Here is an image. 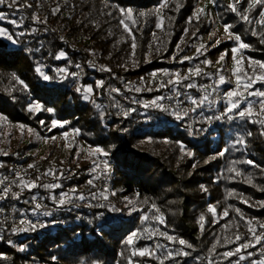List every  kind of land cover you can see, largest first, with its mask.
Segmentation results:
<instances>
[{"label":"trees","instance_id":"trees-1","mask_svg":"<svg viewBox=\"0 0 264 264\" xmlns=\"http://www.w3.org/2000/svg\"><path fill=\"white\" fill-rule=\"evenodd\" d=\"M32 1L21 0L31 4V8L9 9L0 5V11L6 14L0 27L10 33H29L19 37L17 44L0 38V117H3L0 119V177L11 170L14 162L20 164L25 179L34 180L49 168H55L57 175L63 171L64 175L58 181L51 176L39 181L59 183L60 188L38 187L25 191L19 200L9 196L0 201V209H3L0 211V264H161V261L163 264H208V260L213 264H236L238 256L225 260L222 254L252 239L247 221H252L251 227L257 233L262 231L259 225L264 224V206H261L264 202V135L261 134L264 126L250 122L258 119L256 115L240 118L235 112L229 114L232 119L225 116L209 122L196 112L180 121L161 109H145L140 104H133L126 97L136 100L167 97L171 93L169 88H158L159 83L152 73L167 81L170 76L163 75L165 71L171 74L179 68L183 75L206 58L215 59L222 53L231 58V49L237 46L232 39L219 43L208 52L196 53L202 38L212 33L216 23L223 27L231 25V32L250 45L238 52L240 58L243 57L241 66L248 74H252L253 68L259 74L258 66L253 63L250 67L249 61L264 63V44L258 36L251 34V30L255 27L260 32L264 28L248 24L240 20L237 13L231 12L227 5L233 0H216L212 4L213 18L203 13L191 23H188L189 17H193L204 0H168L164 8H160L163 0H42L41 8L34 6ZM248 4L249 0H241L238 12L244 13ZM57 6L60 11L53 14L52 10ZM120 8L132 9V20L136 23L126 20L131 33L119 23L123 18L118 11ZM157 9H160L159 14ZM261 11L264 7L257 6L248 14L255 20L260 18ZM140 12L146 15L141 17ZM34 13L42 20L46 18L47 22L34 23L31 19ZM161 16L163 30L156 27ZM13 19L18 22L23 19V24L20 27L10 24ZM32 28L36 31L31 32ZM61 51L67 53L66 58L56 59ZM184 56L194 59L181 62ZM37 65L53 79L44 81L34 70ZM59 68H67L69 73L78 75L62 78L56 72ZM209 71L207 67L204 72L208 75L193 77L184 83L213 85ZM14 77L23 80L28 89L22 90ZM129 79L132 87H151L153 90L131 91L127 87L129 84L126 85ZM98 80L104 81L101 89L95 87ZM89 85L94 89L92 99L102 106L100 109L91 101L83 100L81 93L76 91L78 86ZM114 87L119 88L120 93L110 94L109 90ZM254 87L264 85L258 83ZM223 88L227 90L228 85L224 84ZM178 90L196 99L205 94L199 88L180 87ZM30 100L39 101L54 111L32 114L27 110ZM114 104L120 107H114ZM122 105L125 110L135 108L136 111L128 117L117 115L122 111ZM245 106V103L241 104V108ZM225 107L226 102L221 103L217 112L212 110L207 114L219 116ZM254 107L258 110L259 106ZM52 120L63 126L52 127ZM201 128L204 131H200ZM29 129L44 139L74 134L84 146L106 152L108 155L101 159L109 162L112 171L107 174L105 187L98 190L95 180V187L87 183L92 177L82 175L92 165L80 163L73 153L64 160L49 155L37 159L29 154L37 146L22 142ZM16 132L22 133V140L17 138ZM241 136L245 143L237 144ZM181 145L185 148L183 152ZM187 151L193 155L187 156ZM221 151L223 156L218 155ZM247 160L254 164L244 163ZM30 164L36 167L29 168ZM233 167L241 175L229 171ZM249 177L252 183L247 182ZM70 185L87 199L84 202L74 199L72 203L60 206L50 199L51 195L59 198ZM96 190L97 194L104 191L108 199L98 196L91 200L90 193ZM32 195L46 200L48 206L40 211H50L51 216L31 211L28 198ZM86 202L94 206L84 204ZM210 208H214L215 213L209 211ZM226 209L228 216L225 217ZM13 213L17 216L28 214L33 220L39 218L47 226L14 234L13 227L26 225L17 224ZM161 213L164 224L152 219ZM144 216L149 219L143 220ZM201 216L204 217L203 229L199 223ZM137 230L138 237L134 238L133 244H126L127 237ZM152 231L183 239L192 248L168 241L166 236L152 235ZM236 234L241 235L240 241H235ZM229 240L233 242H227ZM21 245L25 246L23 251ZM213 245L215 251H212ZM260 245L264 246V243L244 250L240 255L245 259L239 264L264 260ZM180 248L191 255L163 259L168 251L175 252ZM142 249L154 250V255H132ZM248 252L252 253L251 257Z\"/></svg>","mask_w":264,"mask_h":264},{"label":"snow or ice","instance_id":"snow-or-ice-1","mask_svg":"<svg viewBox=\"0 0 264 264\" xmlns=\"http://www.w3.org/2000/svg\"><path fill=\"white\" fill-rule=\"evenodd\" d=\"M209 3L215 4L216 0H209ZM241 0H233L232 3H230L229 5H227V7L229 8V10L233 13H237L240 17V20L248 23V24H257L260 25L262 28H264V11L260 12V18L259 19H255L253 20L252 18H250L249 16V12L257 7V6H262L264 7V0H249V4H248V9L244 12V13H239L238 12V6L240 5ZM168 4V0H163V3L160 5V8H164L166 7ZM0 5H6L9 9H13V8H17V9H23V8H31L32 5L28 4V3H22L21 0H0ZM177 10H179V4H177ZM60 11V8L57 6L56 8H54L52 10V13L55 14L57 12ZM118 11L121 13L122 15V19L120 20V25L124 28L125 31L131 33V29L129 28L128 23H126V20H131V22L133 24L136 23L135 20H132V16H133V12L132 9H124V8H120L118 9ZM160 9H157L156 12L157 14H159ZM205 11V9L203 7L197 9L196 13H194L193 17H189L188 23H191L193 21V19L198 20L200 15L203 14ZM146 15V13L144 12H140L139 16H144ZM6 19V14L2 11H0V21L5 20ZM32 21L34 23H41L44 24L46 23V18L44 20H42L38 15H36L35 13L32 15L31 17ZM10 24L16 26V27H20V25L23 24V19H21L19 22L15 19L10 20L9 21ZM157 29H161L163 30V17H160L159 22L156 24ZM231 25L225 24L224 26V31L225 33H227V38L228 39H232L234 41L237 42V46L231 49L232 52V59L234 61V64L236 65V67L233 68V74L235 75V85L234 87L229 90L228 92H226L224 94V98L226 100V107L224 109V111L219 115V116H208V117H204L203 114H201V119L207 120V121H211L213 119L216 120H221L223 119L225 116H227L228 119H232L233 117L229 114L234 113L236 114V116L240 117V118H251L253 115H256L258 117V119L256 121H250V122H258L259 124H261L262 126H264V118H260V117H264V89L262 88H255L254 86L256 84H261L264 85V63H260V62H252L249 61V66L251 67L253 65V63H255L258 68L261 70L259 72V74H257L256 68H253L252 74H248L247 72L243 71L242 66H241V60L243 59V57H241L240 59H237L236 54L238 52H240L242 49H247L250 47V45H248L247 43H244L241 39V37L237 34H234L231 32ZM36 29L32 28L31 32H35ZM185 33H187V29H185ZM29 34L26 31H20L18 33H10L8 29L4 28V27H0V38H4L7 39L8 41H10L12 44H17L19 42V37H23L25 35ZM251 34L253 36H258L260 39V43L264 44V31H260L258 32L256 30L255 27L252 28L251 30ZM193 36L196 35V33L192 34ZM132 48H133V55H134V49L136 47L135 45V37H132ZM221 41L217 40L216 44H219ZM177 49L180 50V45L177 44ZM202 50L206 51V46L201 44L199 47H197L196 49V53L197 55L202 54ZM157 51H159V49H157ZM225 55H227V53H222L221 56L219 57V60L217 61V63L219 64L220 61H223L225 59ZM67 53L64 51L59 52V54L56 56V59H64L66 58ZM173 59H175L176 57L173 56ZM194 59V57H188V56H184L181 58V62L183 61H187V60H192ZM203 65L205 66H209L211 65V61L205 59L201 62ZM77 68H79V65H76ZM94 67V65H93ZM35 72L42 77V79L44 81H49L52 80L53 77L47 75L44 70L43 67L40 65H37L35 67ZM101 70H105V71H111L110 69H101ZM57 75L62 77V78H66L68 75H71L73 77H76L78 75V73L76 72H72L69 73L67 68H59L56 70ZM153 78L156 77L157 73H152L151 74ZM163 75L165 76H170V78L167 81H162L158 84V88L162 89V88H169V91L172 92L171 96L165 97V96H157L156 98H154L151 101L148 102H143L140 100H136L134 98H132V103L133 104H140L143 108L148 109V108H157V109H161L165 112L170 113V115H172L173 117H175L177 120L183 121L185 120L188 116H189V112H195L198 108L204 106L205 104L208 105L209 108L213 107L217 101L216 100H210L209 97L212 96L213 93H215L217 91V88L219 87V85H223L225 83H228V81H226L225 76L224 75H219L218 79L216 81V83L214 85H197L195 82H188V83H184L185 81H191L193 77H197V76H201V75H208L207 73L204 72V69L201 68L199 65H197L195 68H190L188 70L187 74H181L179 72H175V73H168V72H164ZM14 80L20 84L22 86V90H27L28 89V85L25 84V82L23 80H20L18 77H14ZM96 89H101L104 87V81L103 80H98L96 81V85H95ZM129 88V90L134 91V92H141L142 90H146V91H152L153 89L151 87L147 88V89H142L140 87H132L131 84L129 83V85L127 86ZM183 87L185 89H203L204 90V95L201 96L199 99L193 98L191 96H187L185 97V99H180L181 98V92L178 90V88ZM211 88V92L208 91V89ZM76 91L78 93H81L82 95V99L85 101H91L95 107L97 109H100L102 106L100 104H97L96 101L94 99H92V94H93V87L91 85L89 86H85V87H80L78 86L76 88ZM120 89L119 88H111L109 90L110 94L112 92L115 93H120ZM249 97H255L257 99L250 100L248 99ZM127 99V97H126ZM174 100L175 103L174 105H164L163 103H161V101L163 100ZM188 102L191 107L190 108H182L180 107L181 104ZM245 103L246 106L241 108V104ZM254 105H258V110L254 107ZM114 107L119 108L120 105L119 104H114ZM239 109V111H237ZM27 110L32 113H38L41 111H47L49 113L53 112L54 109L52 108H45L39 101L36 100H30L27 104ZM136 109L135 108H129L127 110H122L120 112L117 113V115L123 116V117H128L131 115L132 112H135ZM103 115V113L101 112V116ZM0 119H3V117H0ZM40 123L43 125L44 121H40ZM51 125L52 127H57V126H63L62 123L56 121V120H52L51 121ZM21 129H23V125L20 126ZM191 125H189V129H191ZM29 131H31L29 129ZM76 132H78V130H74ZM200 131H204L203 128L200 129ZM191 134V131H190ZM262 135H264V132L261 133ZM65 136H67V133L64 134ZM248 135L250 136L251 133L249 132ZM55 139V138H53ZM237 144H244L245 140L244 137L241 136L237 141ZM181 151H185V148L183 145H181ZM95 154H99V156L97 157L96 160H93V167L91 169H89L90 172L95 173L97 172V169L100 170V174L97 176H94L92 179H89L87 181V183L89 185H93L94 186V180L99 179L100 176H107L109 170H110V164L106 159H101V157H106L108 154L106 152H103V150L97 148L95 149L92 153H90V155H95ZM187 156L191 157L193 155V153L191 151H187ZM4 155H7V153H4ZM218 155L223 156L224 152L221 151L220 153H218ZM215 157H213L214 159ZM244 163H247L249 165H253L254 162L252 160H247L244 161ZM29 168H34L36 167L35 165H28ZM229 171L231 172H235L236 176L241 175V173L235 168H231L229 169ZM64 173L63 171H60L59 175H57V170L55 168H49L47 170H45L43 173H41L40 175H38L34 180L31 179H25L24 175H21L20 173L16 174V179L11 181L10 185L4 186L2 188H0V201H3L5 199H7L9 196H11L12 199L14 200H19L22 196V194L25 191H31L32 189L35 188H43L46 190H54L57 188H60L61 185L59 183H39V181H41L43 179V177H47V176H51L54 180H59L63 177ZM235 178V177H233ZM5 180H7V177L0 179V185H3ZM248 183H252L251 178L249 177L247 179ZM13 186H15L16 188L19 189V191H13ZM201 188L203 189V186H201ZM264 190V189H262ZM106 191V189H105ZM71 192L73 194H75L77 192L76 188L71 189ZM138 195V194H137ZM229 195H232V193H229ZM99 196V198H102L104 200H107L108 197L105 195L104 191L99 192V194H97L96 192L90 193V199L91 200H95L97 199ZM77 199L83 201L85 199H87L83 193L79 194L78 197H76ZM37 199L36 196H32L31 200L33 202H35ZM50 199L56 203L58 206L60 205H65L66 203L70 204L72 203V199L73 197L70 196L67 192H63L60 194L59 198H57V196L55 195H51ZM127 199V198H126ZM247 201H245L246 203ZM128 203L131 204L132 201L128 200ZM88 206H94L92 205L90 202L88 204ZM96 207H103L104 205H95ZM261 206H264V202H261ZM44 206L40 203H34V206L32 207L31 211L36 214L39 213L40 215L43 216H51L52 213L50 211H43L41 212L40 210L43 208ZM153 207H155V205H153ZM0 211H3V209H0ZM157 212H159V209H156ZM209 211L215 213V209L214 208H210ZM236 212L239 213L240 210L236 209ZM223 215L226 217L228 216V211L227 209L224 211ZM143 220H148L149 217L144 216L142 218ZM152 219L157 220L160 224H164L165 221L163 219V214L161 213L160 215L154 216L152 217ZM241 219H243V217L241 216ZM204 217L201 216L200 217V227L201 229H203L204 227ZM53 223H55V221H53ZM21 225H26V227H13L11 230L12 232L18 233V232H26V231H36L37 229H42L44 227H46L47 225L45 223L42 222H32V221H26V220H21L20 221ZM252 221H247V225H248V232L251 235L252 239L251 240H246L244 243H240L237 244L236 247L232 250L226 251L222 254L223 259L227 260L229 257H233V256H238L239 259L236 262V264H239L240 260H244L245 256L244 255H240L244 250H247L249 248H253L256 245L262 244L264 243V224H260L259 228L262 230L259 233H257L256 229L251 227ZM225 227H229V225H225ZM138 231H134L132 232L126 239L125 243L128 245H132L133 244V240L134 238L138 237ZM147 231V230H146ZM152 235H159V236H166L168 241H175L178 242L180 245H184L187 248L191 249L192 245L189 244L187 241L183 240V239H178L173 237L172 235H168L165 232H161V231H152L151 233ZM242 239L240 234H236L235 235V241H240ZM229 243H232L233 241H227ZM9 244L12 243L11 240L8 241ZM24 245L20 246V250L23 251L24 250ZM157 247H160V245H157ZM212 251H215V245H213ZM140 255V256H145V255H154V250L152 252L148 251L147 249H142L139 250L138 252H133L132 255ZM191 253L188 251H185L183 248L177 249L175 252L172 251H168L165 255V257L163 259H170L174 256H190ZM247 255L249 257L252 256L251 252H248ZM161 264H163V261H161ZM208 264H213V262L211 260H208ZM253 264H264V260H257V261H253Z\"/></svg>","mask_w":264,"mask_h":264},{"label":"rangeland","instance_id":"rangeland-1","mask_svg":"<svg viewBox=\"0 0 264 264\" xmlns=\"http://www.w3.org/2000/svg\"><path fill=\"white\" fill-rule=\"evenodd\" d=\"M201 7H203L205 9L204 14L208 15V17H210V18L214 17L213 6H212V3H209V0H204L202 2V4L200 5V8ZM214 23H215V21H214ZM227 35L228 34L225 33V31H224V27L222 25H219V24L216 23L212 33L209 36L202 38V44L206 46V51L203 50V53L208 52L213 47L217 46L218 45V44H216L217 40H219L221 42L229 40L227 38ZM220 56L221 55H219L215 59L207 58V60L212 62L211 65H209L207 67L209 68V70L211 68H215L218 71H225V75L224 76H225L226 81H228V83H225V84L228 85V88L232 89L234 87V85H235V75L233 74L232 70H233L234 67H236V65L234 64L232 56H231V58H227L225 56V59L223 61H220V63L218 64L217 61L219 60ZM236 56H237V59H240V55L238 53L236 54ZM175 72L181 73V70L178 71L176 69ZM185 74H187V73H185ZM153 79L155 81H157L158 83H160L163 80V78L160 77V76H156ZM215 83L216 82H214V84ZM223 87H224V84L223 85H219V87L217 88V91L215 93H213L212 96L209 97L210 100H216L217 103L212 108H209L208 105L206 104L205 105L206 106V110L203 112V116L208 117L207 113L211 112L212 110L214 112H217L218 108H219V105L221 103H225L226 102V100L224 98V94L226 93L227 90H225ZM262 89H264V87H262ZM209 92H211V89H210ZM248 99L254 101L257 98L249 97ZM16 136L20 140H22V138H23V135H22L21 132H16ZM22 142L36 143V145H37L36 148L34 150L30 151L29 154L34 155L37 159H44L46 156L49 155V156H52L55 159L64 160L71 153H73L74 154V158L76 160H78L80 163H84V164H88L89 163L93 167L92 161L96 160L97 157L99 156V154L90 155V153H92L95 149H90V148L84 146L83 144H81L80 141H78L76 139L74 134H68L67 136L64 135V136L56 137L55 139H53V138L52 139H44V138H40V137L36 136L33 132L29 131L27 133L26 140L25 141L23 140ZM111 171H112V168H111V165H110L109 172H111ZM99 174H100V170L97 169V172L92 173V172L88 171L87 173L83 174L82 177L90 176V177L93 178L94 176H97ZM106 177L107 176H104L103 183H100L99 179L95 180L96 181L95 186L98 188V190L101 187H105L106 179H107ZM100 178H101V176H100ZM73 188H74V186L70 185V186H68V191H67V193L70 196L73 197L72 200L77 199L76 197L79 196L77 193L73 194L71 192V189H73ZM98 190H96L94 192L97 193ZM77 200H79V199H77ZM80 202H84V200L83 201L80 200ZM87 202L84 203V204H88ZM259 251H264V246L260 245L259 246Z\"/></svg>","mask_w":264,"mask_h":264},{"label":"built area","instance_id":"built-area-1","mask_svg":"<svg viewBox=\"0 0 264 264\" xmlns=\"http://www.w3.org/2000/svg\"><path fill=\"white\" fill-rule=\"evenodd\" d=\"M32 4H33L34 6H36L37 8H41V7L43 6V4H42V0H33V1H32ZM206 59H207V58H206ZM204 60H205V59H204ZM202 61H203V60H202ZM202 61H200L199 63H197L195 66H192L191 68H195L197 65H199V66H200L201 68H203L204 71H205V70L207 69V66L203 65V64L201 63ZM177 70L179 71L180 69L177 68ZM219 75H225V71H218V70L215 69V68H211V69H210V71H209V76L211 77V79H212L214 82L217 81V78H218ZM129 83H130V79L128 80V83H127L126 85H128ZM114 88H117V87H114ZM229 90H231V88H228L226 92H228ZM181 94H182V92H181ZM171 95H172V92L170 93L169 96H171ZM187 96H188L187 94H182L180 99L183 100V99H185V97H187ZM167 97H168V96H167ZM154 98H156V97L146 98V99H144V100H140V101L148 102V101L153 100ZM126 100H129V101L132 102V99L129 98L128 96H127V99H126ZM161 103H163L164 105L168 106V105H174L175 101H174V100L170 101V100L165 99V100L161 101ZM180 107H182V108H190L191 105H190L188 102H185V103L181 104ZM121 109H122V110H125L126 107H125L124 105H122V106H121ZM148 109H154V108H148ZM205 110H206V106L204 105V106L198 108L195 112H191V111H190L188 117L193 116L196 112H199V113L203 114V112H204ZM17 173H20L21 175H24L23 169L21 168L20 164H19L18 162H14V163L12 164V168H11V170H10V171H7V172H4V173L1 175L0 179H3V178H5V177H7V180H5V182H4L3 185H0V188H2V187H4V186H7V185H10V184H11V181L17 178V177H16V174H17ZM103 179H104V176H101V178H99V182H100V183H103ZM13 191H17V188H16L15 186H13ZM32 196H36V197H37V199H36L35 202H33V201L31 200V197H32ZM32 196H30V197L28 198V204H29V206L33 207V206H34V203H40V204H42V205L44 206L42 209H44V208H46V207L48 206V204L46 203V200H45L43 197H41V196H39V195H32ZM13 214H14V216L16 217L15 219H16L17 224L20 223L21 219H22V220H26V221H29V220H30V221H34V222H37V221L41 222V220H40L39 218H36V219L33 220L32 217H31L30 215H28V214H21L22 216H17L16 213H13Z\"/></svg>","mask_w":264,"mask_h":264}]
</instances>
